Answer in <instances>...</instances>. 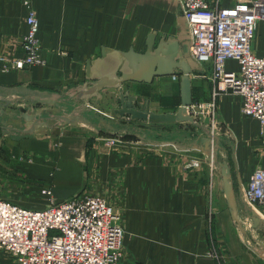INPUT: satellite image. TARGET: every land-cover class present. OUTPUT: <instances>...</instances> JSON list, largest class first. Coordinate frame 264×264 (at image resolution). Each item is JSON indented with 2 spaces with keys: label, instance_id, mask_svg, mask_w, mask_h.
Returning <instances> with one entry per match:
<instances>
[{
  "label": "crops",
  "instance_id": "1",
  "mask_svg": "<svg viewBox=\"0 0 264 264\" xmlns=\"http://www.w3.org/2000/svg\"><path fill=\"white\" fill-rule=\"evenodd\" d=\"M30 4L36 11L45 63L0 71V125L24 127L23 119L21 126L11 120L24 110L45 116L33 130L35 139L23 147L31 156L23 170L51 182L56 199L81 190L106 197L121 217L122 264L136 260L264 264V257L248 248L230 216L222 167L184 139L183 128L189 122L128 119L113 111L119 105L114 92H102L96 103L90 99L76 124L47 117L80 106L75 94L86 80L85 63L100 55L102 45L143 51L151 30L158 37L171 34L180 42L188 40L178 0H30ZM26 7L23 0H0V52L22 53ZM254 51L262 54L264 48ZM195 62L198 67L190 74L192 102L211 98L213 88L211 61ZM226 66L235 68V61L227 60ZM123 86L142 97L141 105L147 101L152 111H175L180 104L179 78L171 75ZM216 104L222 117V110L237 117L236 123L223 118L232 137L221 161L239 195V215L248 219L241 186L255 167L264 165L259 123L241 113L240 98L232 91L219 93ZM1 126L0 134L6 132ZM105 136L122 140L110 146ZM194 157L198 163L188 165ZM0 264H14L1 249Z\"/></svg>",
  "mask_w": 264,
  "mask_h": 264
},
{
  "label": "built area",
  "instance_id": "2",
  "mask_svg": "<svg viewBox=\"0 0 264 264\" xmlns=\"http://www.w3.org/2000/svg\"><path fill=\"white\" fill-rule=\"evenodd\" d=\"M23 1L27 9L26 30L20 39L22 53L1 51L0 71L45 63L36 11L30 0ZM178 2L186 21L190 55L198 62L211 61L212 98L223 91L236 93L241 113L258 120V137L264 145V53L257 54L252 47L256 26L264 22V0ZM229 59L235 61V68L226 66ZM171 78H179V72ZM212 104L199 101L189 109L207 113ZM102 138L110 146L122 140L118 136ZM197 163V158L187 161L188 165ZM41 192L47 199L41 206L0 198V249L14 264H122L121 218L106 197L81 190L57 200L50 187ZM241 192L245 204L264 221V165L248 174ZM131 264L150 263L136 260Z\"/></svg>",
  "mask_w": 264,
  "mask_h": 264
},
{
  "label": "water",
  "instance_id": "3",
  "mask_svg": "<svg viewBox=\"0 0 264 264\" xmlns=\"http://www.w3.org/2000/svg\"><path fill=\"white\" fill-rule=\"evenodd\" d=\"M197 67V62L189 53L188 40L180 42L178 38L171 34L158 37L156 30L148 32L143 51L135 50L132 46H129L126 50H120L102 45L100 55L88 59L85 63L84 75L86 80L79 84L77 87L78 94H75L81 101L80 106L73 108L72 111L66 114L54 113L47 115V117L56 119L63 124H76L90 99L93 98L92 103H96L102 92H114L117 94L115 100L119 105L113 111L121 116L126 115L128 119L149 123L193 122L198 119L206 123L209 120L208 115L202 112L189 111V105L192 104L190 74ZM176 70L179 72L180 104L175 111H152L149 109L147 101L141 105L142 97L130 93L123 86L127 81L151 82L155 76L171 75ZM41 101L54 102L49 98H42ZM20 116L24 120V127L0 126L6 132L15 131L31 134L45 117L27 110L22 111ZM217 162L222 167L221 175L227 193L230 216L237 222L240 230L244 231L239 215L238 198L230 179L227 164L225 161ZM243 203L246 212L250 215L251 225L258 224L260 222L259 216L244 201Z\"/></svg>",
  "mask_w": 264,
  "mask_h": 264
},
{
  "label": "rangeland",
  "instance_id": "4",
  "mask_svg": "<svg viewBox=\"0 0 264 264\" xmlns=\"http://www.w3.org/2000/svg\"><path fill=\"white\" fill-rule=\"evenodd\" d=\"M252 47L254 50L257 47L259 49L264 48V22H259L256 26L255 34L252 39ZM231 66H233V64H231ZM216 99L217 95L214 98H212L211 95V98L201 100L206 103H213L208 106L207 113L203 112L205 115H208L209 120L205 123L202 120L196 119L193 122L185 124L183 129L186 131H184L183 137L189 143L194 142V146L201 150L198 152L202 153L203 151L205 157L208 156L213 162L217 163V161H221L223 156H225V152L229 149V140L232 137L229 128L225 126L224 120L229 121L230 123L232 121L236 123L237 117L236 115L229 116L225 110H222L224 115L222 117L216 104ZM192 103L195 104L196 101ZM196 112L198 111L196 110ZM22 119L23 118L20 114L17 113L11 120L15 124H18V126H21L20 124L23 122ZM32 136V133L13 134L1 132L0 198L14 200L28 206H41L47 203L46 196L41 192V189L46 187L51 188V182L45 180L43 182L41 178L29 175L22 168L24 162L31 158L30 154H28L23 147L35 139V137ZM53 141L57 144L56 142L58 139L53 138ZM235 194L238 198L239 195L237 196L236 192ZM53 198L56 199L55 197ZM248 214L249 213L246 212L247 218ZM241 220V225L244 228V231L241 230L242 237L245 238L244 240L248 248L251 247L252 250L264 257V221L260 220L258 224L252 226L251 219H244V217L242 219L241 217ZM233 221L237 225V222L235 220Z\"/></svg>",
  "mask_w": 264,
  "mask_h": 264
},
{
  "label": "bare ground",
  "instance_id": "5",
  "mask_svg": "<svg viewBox=\"0 0 264 264\" xmlns=\"http://www.w3.org/2000/svg\"><path fill=\"white\" fill-rule=\"evenodd\" d=\"M189 111H190V109H189ZM191 112V111H190ZM195 113V112H194Z\"/></svg>",
  "mask_w": 264,
  "mask_h": 264
}]
</instances>
